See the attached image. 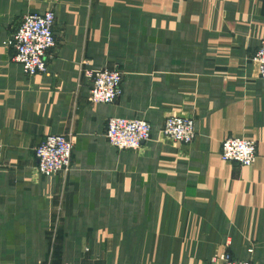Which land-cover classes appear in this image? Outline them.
I'll return each instance as SVG.
<instances>
[{"label": "crops", "instance_id": "obj_1", "mask_svg": "<svg viewBox=\"0 0 264 264\" xmlns=\"http://www.w3.org/2000/svg\"><path fill=\"white\" fill-rule=\"evenodd\" d=\"M53 11L49 72L27 77L4 47L28 13ZM264 0H0V264H264ZM118 70L122 95L89 102L91 75ZM195 121L180 145L170 116ZM111 118L144 119L152 139L119 152ZM75 144L46 177L35 149ZM228 137L255 141L252 167L223 161Z\"/></svg>", "mask_w": 264, "mask_h": 264}, {"label": "built area", "instance_id": "obj_2", "mask_svg": "<svg viewBox=\"0 0 264 264\" xmlns=\"http://www.w3.org/2000/svg\"><path fill=\"white\" fill-rule=\"evenodd\" d=\"M56 14H25L13 36L11 45L15 50L14 61L25 75L34 77L49 71V54L56 47ZM259 75L264 79V43L256 57ZM92 87L89 102L110 105L122 95L123 74L117 70L105 69L92 74ZM164 133L173 141L189 145L196 138L195 123L192 119L172 116L165 122ZM152 127L147 121L112 118L107 125V138L110 145L118 150L139 149L149 141ZM74 142L66 135H51L35 149L39 172L46 177L68 172L72 165ZM222 159L237 163L241 167H252L258 159L255 141L232 137L222 145ZM211 264H251L236 260L230 254L215 256Z\"/></svg>", "mask_w": 264, "mask_h": 264}, {"label": "rangeland", "instance_id": "obj_3", "mask_svg": "<svg viewBox=\"0 0 264 264\" xmlns=\"http://www.w3.org/2000/svg\"><path fill=\"white\" fill-rule=\"evenodd\" d=\"M56 22H57V18H56ZM55 27H56V24H55ZM15 34H13L12 36H11V38L9 39V40H7V41H5L4 42V47H11L12 45H11V42H12V39H13V36H14ZM264 43V41L262 42V44ZM262 44H261V46H262ZM56 45H57V39H56ZM261 46L259 47V49L261 48ZM56 48V47H55ZM54 48V49H55ZM259 49H258V51H257V53H256V55L254 56V58H253V62H254V64L256 65V68H257V73H258V76H259V78L260 79H262L261 77H260V75H259V66H258V64H257V62H256V57H257V54H258V52H259ZM15 51V50H14ZM53 51V50H52ZM51 51V52H52ZM14 57H15V55H14ZM14 57H13V59H12V61L14 62V63H16L15 61H14ZM48 64H49V59H48ZM49 68H50V66H49ZM105 70V69H104ZM100 71H102V70H100ZM118 71V70H117ZM49 72V71H48ZM98 72V71H97ZM120 72V71H119ZM96 73V72H95ZM94 74V73H93ZM43 75H45V74H43ZM92 76V75H91ZM28 77V76H27ZM35 77V76H34ZM123 78H124V76H123ZM263 81H264V79H262ZM123 82H124V79H123ZM174 116H180V115H174ZM170 117H172V116H170ZM170 117H168V118H170ZM182 117H185V116H182ZM167 118V119H168ZM189 118V117H188ZM112 119V118H111ZM124 119H126V118H124ZM166 119V120H167ZM190 119H192V118H190ZM128 120H132V119H128ZM134 120H143V121H147V120H144V119H134ZM193 120V119H192ZM194 121V120H193ZM150 125H151V127H152V124L149 122V121H147ZM166 122V121H165ZM194 123H195V121H194ZM165 128V123H164V126H163V130H162V133H163V135L165 136V137H167V138H169L167 135H165V133H164V129ZM195 129H196V126H195ZM152 136H153V127H152V132H151V137H150V139H149V141L152 139ZM196 136H197V132H196ZM106 137H107V134H106ZM228 138H232V137H228ZM228 138H226L225 140H227ZM169 139H171V138H169ZM196 139V138H195ZM244 139V138H243ZM107 140H108V138H107ZM172 140V139H171ZM224 140V141H225ZM248 140V139H247ZM149 141H147V142H149ZM173 141V140H172ZM195 141V140H194ZM224 141L222 142V145H223V143H224ZM109 142V141H108ZM147 142H145V143H143V145L139 148V149H128V150H123V151H121V150H118V149H116V148H114L115 150H117V151H119V152H136V151H139L140 149H142V147L144 146V144H146ZM173 142H175V141H173ZM175 143H178V142H175ZM110 144V143H109ZM178 144H180V145H186V144H181V143H178ZM192 144V143H191ZM257 144V143H256ZM190 145V144H189ZM74 149H75V144H74ZM73 156H74V153H73ZM221 157H222V147H221ZM224 161V160H223ZM72 162H73V159H72ZM232 163V162H231ZM71 167H72V165H71ZM71 169V168H70ZM64 173H66V172H64ZM58 175V174H57ZM237 260V259H236ZM241 261H243V260H241ZM245 262H249V263H251V261H245ZM252 264V263H251Z\"/></svg>", "mask_w": 264, "mask_h": 264}]
</instances>
